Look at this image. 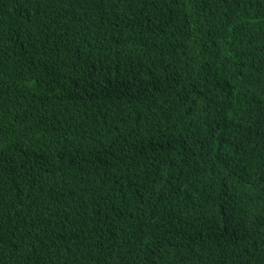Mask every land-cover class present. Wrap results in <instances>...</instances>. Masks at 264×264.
Wrapping results in <instances>:
<instances>
[{
    "label": "trees",
    "instance_id": "trees-1",
    "mask_svg": "<svg viewBox=\"0 0 264 264\" xmlns=\"http://www.w3.org/2000/svg\"><path fill=\"white\" fill-rule=\"evenodd\" d=\"M0 264H264V0H0Z\"/></svg>",
    "mask_w": 264,
    "mask_h": 264
}]
</instances>
